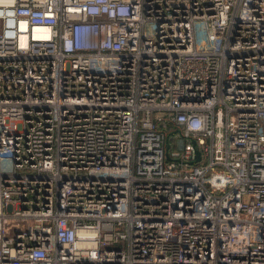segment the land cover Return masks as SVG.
<instances>
[{"label": "built area", "instance_id": "1", "mask_svg": "<svg viewBox=\"0 0 264 264\" xmlns=\"http://www.w3.org/2000/svg\"><path fill=\"white\" fill-rule=\"evenodd\" d=\"M0 264H264V0H1Z\"/></svg>", "mask_w": 264, "mask_h": 264}, {"label": "water", "instance_id": "2", "mask_svg": "<svg viewBox=\"0 0 264 264\" xmlns=\"http://www.w3.org/2000/svg\"><path fill=\"white\" fill-rule=\"evenodd\" d=\"M193 144H196V141H193ZM167 158L169 159V155L167 154ZM201 159V153L198 149H196V155H195V160L191 161L190 164L196 163L200 161Z\"/></svg>", "mask_w": 264, "mask_h": 264}, {"label": "trees", "instance_id": "3", "mask_svg": "<svg viewBox=\"0 0 264 264\" xmlns=\"http://www.w3.org/2000/svg\"><path fill=\"white\" fill-rule=\"evenodd\" d=\"M160 126L162 128H165L167 130V134H169V130H170V125L166 122V121H161L160 122Z\"/></svg>", "mask_w": 264, "mask_h": 264}, {"label": "rangeland", "instance_id": "4", "mask_svg": "<svg viewBox=\"0 0 264 264\" xmlns=\"http://www.w3.org/2000/svg\"><path fill=\"white\" fill-rule=\"evenodd\" d=\"M172 145L171 146V148H170V151H172V150H174V149H176L177 147H176V143H175V139L174 138H171L170 140H169V145ZM167 148H168V144H167V146H166Z\"/></svg>", "mask_w": 264, "mask_h": 264}, {"label": "bare ground", "instance_id": "5", "mask_svg": "<svg viewBox=\"0 0 264 264\" xmlns=\"http://www.w3.org/2000/svg\"><path fill=\"white\" fill-rule=\"evenodd\" d=\"M0 1H1V0H0ZM40 29H41V28H40ZM39 33H41V35H47V31H46V30H42V31H40ZM21 40H22V41L25 40V37L23 38V36H22Z\"/></svg>", "mask_w": 264, "mask_h": 264}]
</instances>
